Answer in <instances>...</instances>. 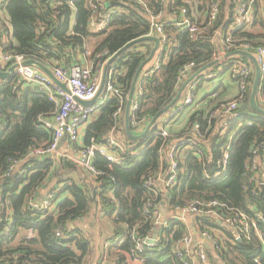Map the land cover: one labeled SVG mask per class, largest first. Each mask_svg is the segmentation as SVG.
<instances>
[{"label": "trees", "instance_id": "trees-1", "mask_svg": "<svg viewBox=\"0 0 264 264\" xmlns=\"http://www.w3.org/2000/svg\"><path fill=\"white\" fill-rule=\"evenodd\" d=\"M138 1L0 0V40L7 37L1 45L3 54L13 57L10 65L22 57L69 73L76 66L89 65L95 76L124 47L148 36L150 12L161 16L167 39L160 46L158 67L151 66L139 79L133 100L137 110L131 108L129 119L134 133L138 125L165 110L188 79L222 54V47L227 53L244 51L245 45L248 51L264 47V0L254 4L253 23L239 29L234 27L236 9L249 0H141L145 7L135 3ZM214 3L219 4V13L211 21ZM113 11L116 14L106 29L91 28L94 18ZM186 21L197 25L195 35L185 30ZM154 47L150 41L136 44L112 65L116 70L114 85L121 96L111 97L95 111L81 146V150L92 145L98 148L92 161L96 174L82 168L94 176L97 190L93 193L81 181L63 179L54 155L31 156L34 150L51 144L53 133L44 121L54 118L60 102L18 77L1 81L0 264H89L92 240L81 226H71L89 215L95 219L90 231L104 218L112 226L111 235L104 240L111 245L101 253V262L106 264L193 263L190 255L175 253L178 242L191 234L192 224L199 234L212 236L211 248H205V253L213 264H264V224L251 225L256 214L264 216V115L250 105L255 75L243 93L236 118L218 113L230 101L216 103L217 95H212L192 114L185 132L173 134L170 130L167 138L160 135L162 119L168 116L172 122L185 109L176 116L171 110L157 119L146 137L135 142L126 131L125 112L137 72ZM232 61L228 59L223 65ZM191 64L194 67L184 77V68ZM220 66L214 65L191 82L181 99L190 87L197 91L200 85L196 84ZM263 85L260 79L256 100L264 110L258 97ZM241 95L240 89L233 100ZM120 109L122 113L117 114ZM223 120L229 122L228 127ZM195 125L199 126L197 132L193 131ZM235 127L237 131L230 138ZM110 137L126 152L119 163L108 161L100 151L106 148L115 156L121 155V149L109 147ZM172 151L177 184L167 187ZM226 151L229 158L224 165ZM256 155L260 165L253 169ZM73 165L69 162L64 166ZM160 176H164L163 181L152 187L145 185ZM53 178L60 183L44 200L50 207L43 208L38 197ZM211 202L218 203L213 209L217 215L180 217V211L189 205L207 207ZM164 211V225L158 226L156 213ZM240 214L248 218L247 231L242 225L217 222L218 218L238 219ZM156 229L160 233L155 245L138 251V242L152 237Z\"/></svg>", "mask_w": 264, "mask_h": 264}, {"label": "built area", "instance_id": "built-area-1", "mask_svg": "<svg viewBox=\"0 0 264 264\" xmlns=\"http://www.w3.org/2000/svg\"><path fill=\"white\" fill-rule=\"evenodd\" d=\"M256 2L262 3L263 0H249L248 3H243L236 9L235 20H234L235 28L237 29L243 28L253 23L254 4ZM135 3H137L142 7H145V4L141 0ZM186 12L187 9L184 8L182 10V13L185 15ZM218 13H219V4L214 3L210 11V20L211 21L216 20L218 17ZM115 14L116 12L113 11L112 13L108 12L107 15L102 16L100 19L94 18L91 22V28L95 31L106 29L111 21L112 16H114ZM149 15L151 21V31L148 34V36L158 37L162 44L167 39V36L164 31L163 24L160 21L161 16H155L152 12H150ZM185 25H186L185 30L189 31L192 35H195L199 31L197 25L195 24L186 21ZM220 39H222L221 36ZM249 49L250 48L248 45L244 46V51L250 52L254 55L261 68V74L264 76V47H258L256 49H252V51H248ZM223 51L224 53H227L228 49L223 48ZM157 55H159V52ZM221 56L223 55L220 54L218 58ZM12 58L13 57L10 55L3 54L2 62H0V67L2 71L5 70L8 71L10 67L14 65H18L19 67L15 71L16 73L15 77H18L23 82H26L28 84L37 87L40 91L47 94L52 100L60 102L58 112L56 113L54 118L52 120L44 121L45 127L51 130L53 133L51 144L45 148L34 150L31 153L32 154L31 156H37L42 158L45 156L55 155L60 150V147L63 144V142L66 141L69 144L83 146L81 139L82 136L81 131L82 129L87 127V125L90 122L91 116L94 115L95 111H97L101 106H103L108 99H110L111 97L121 96V91L117 89L114 85L113 75L114 72L116 71L115 68L112 67L110 68L109 77L107 79V85H106V93L104 95L103 101L96 103L92 107H84L81 104H79L74 99V97H77L83 101L93 100L97 95L101 84L100 75H98L97 73V75L94 76L93 69L89 65H87L86 67L76 66L74 69H72L70 73L60 67H55L52 69L56 78L60 82L66 84L70 89L71 95H69L63 89L55 85L42 71H40L36 67L22 66L23 63L26 61L22 57H16L15 62L12 65H10V62L13 61ZM248 61L249 60H245L239 63H235L233 65V69H231L233 72V76L236 78L240 86L239 91L240 89L242 90V95L239 98V100H232L226 104H223L220 109V112H218L221 113V115L223 116L230 117V119L236 118V112L237 109L239 108V104L242 101L243 93H245V91L248 88L251 76L254 75L252 68L248 66V64L250 63ZM151 66L152 67L155 66L157 68L158 63ZM150 67H148L147 70ZM193 67L194 65L191 64L186 68H184L182 75L185 77ZM194 103H195V86H192L187 90L184 99H181L177 103V105L172 109L171 115L176 116L179 111H182L184 109L193 106ZM132 109L133 111H136L137 105H133ZM121 113H122V109H120L117 114H121ZM148 123L138 125L136 130L138 129L140 130V128L141 130L146 128ZM228 123L229 122L227 121L225 122L226 127H228ZM170 124H171V119H168V116L162 119V127L160 129L161 131L160 135L162 137L167 138L169 136ZM198 130H199V126L195 125L193 131L197 132ZM108 145L110 148L121 149V155L115 156L107 152L106 148H101L100 151L102 155L110 162L119 163L122 160V156L126 154L125 150L119 145V143L113 137L108 138ZM96 150H98V148L95 145H92L90 148L82 149L79 153L80 161L82 162L83 166L86 169L92 171L94 174L96 173L92 166V161L94 159ZM169 157L171 159L170 168L172 172L168 180L165 181V185L167 187H174L177 184V177L175 173L176 162L174 161L173 151L170 152ZM228 158L229 156L226 151L222 156V163L224 165H226ZM259 165H260V158L258 155H256L253 169H256ZM164 176H160L159 178H157V181L155 179L149 180L146 182L145 185L148 187H152L154 184H156V182H158V180L163 181ZM217 205H218L217 202H211L207 207H198L196 205L195 206L189 205L187 206V208L180 211V217L184 218L185 220L189 215H201V214L217 215L215 210H213L214 207H216ZM42 207L49 208L50 203H48V201L44 202ZM205 209H209V210L205 211ZM156 217H157V225L158 226L164 225L163 214L156 213ZM256 217L257 219L251 222V225L254 228L257 227L258 222L264 224V216L256 214ZM218 219L230 227L231 225H242L244 226L245 231H247L249 226L248 218L243 214H240L238 216V219H230L228 221H225L223 218H218ZM58 234L61 235L62 232L59 231ZM199 237H200V242L196 244L197 240H195V236L191 232L190 235H187L181 241L178 242L175 249V253H177L178 256H182L184 255V253L190 255L194 262L189 264H213L212 262L209 261L207 254L205 253L206 247L204 245V243L207 242L211 246L212 236L209 233H202L199 234ZM151 238L152 237H149L145 240L139 241L137 244V250L142 252L146 246H153L149 243V240ZM197 248H200V250H197Z\"/></svg>", "mask_w": 264, "mask_h": 264}, {"label": "crops", "instance_id": "crops-1", "mask_svg": "<svg viewBox=\"0 0 264 264\" xmlns=\"http://www.w3.org/2000/svg\"><path fill=\"white\" fill-rule=\"evenodd\" d=\"M6 40H7L6 36H3L0 40V43H1L0 44V62H2V56H3V49H2L1 45H2V43L6 42ZM221 49H222V55L227 54V53H224L223 47ZM238 51H242V50H238ZM158 52H160V51H158ZM158 52H157V54H158ZM242 57H243L242 55H236V56H233L231 58H228L229 60L231 59V61L232 60L233 61H232V63H230L226 66L223 65V63L226 60L221 62V66L219 68H217L215 71L212 72V74H210L209 76H206L205 78L202 79V81H200L199 83L196 84V86H198V84H199L200 87L197 91H195V103L193 104V106L185 109L180 115H178L174 119V121L171 122L170 130L173 134H174V132L180 133L181 130H183V129L185 132V129L189 123V120H190V117L192 116V114L195 111H198L199 109H202L205 106L203 100L205 101L207 98L211 97L212 95H217L216 98H218V99H216V103L217 102H223L224 103V102L232 101L233 99H235L238 96V94L240 92L238 82H237L236 78L233 76V72L231 69H233V65L235 63L245 61L244 59L242 60ZM82 60L84 61V58H82ZM248 60H249L248 62H250L248 64V66L250 68H252L254 75L256 77V65L250 59H248ZM107 62L104 64L101 71H99L100 74L98 73V75H100V83L102 82V78L104 75V67L107 64ZM152 63L153 64L147 65L145 67L144 71L147 70L148 66L150 67L151 65L158 63V55H156V58L153 60ZM4 72H7V70H5ZM143 73H142V75H143ZM108 77H109V74H108ZM261 80L264 81V76L262 74H261ZM0 83H1V80H0ZM105 92H106V90H105ZM105 92L100 96L97 103L103 101ZM258 97H259V101L263 103L264 102V85H263V88H260ZM95 117H96V114H94L92 120L90 119L89 123H91L95 119ZM224 118H226V117H224ZM225 122H226V120H223L222 124L223 123L225 124ZM86 128L87 127L82 129V131H81L82 144L84 143L83 141H84V137H85V133H86ZM144 130H145V128L142 130L140 128V130L139 129L135 130L134 134L140 135L144 132ZM80 151H81L80 145L69 144L67 141L63 142V144L60 147V157L54 156L57 163L60 164V167H62L60 172H59V175H63V177H62L63 179H74V180L83 182L90 189V191L93 193L95 190H97L96 189L97 184L94 182L93 174L87 173L86 172L87 170L84 173H82L80 171V169L82 170V168H84L83 165L81 164L82 162L80 161V154H79ZM71 159L74 160L73 161L74 163L72 162V164H74L73 167L65 169L64 165L66 163H69V162L71 163ZM162 162L164 163L163 158H162ZM19 168H20V166L16 165V170H18ZM59 183H60V181L58 179L53 178L51 180V183L48 186H46L42 190V192L40 193L37 203L38 204L43 203L44 200L49 196L51 190L58 188ZM164 212H165L164 214H166V211H164ZM101 218L103 219V216H101ZM94 221H95V219H93V217H90V215H89L86 219L82 220L81 222H79L77 224H74L72 227L75 228L77 226H81L85 230L86 234H88V236L92 240L93 253H92V256L90 257L89 264H106V263L101 262L102 261L101 260V253L106 249L107 246L111 245L110 243H104V240L108 236L111 235L112 226H111V224L109 225L106 218H104L101 221V223L99 222L98 226L93 231H90L89 227H90L91 223H93ZM192 226L196 229L197 234H194V231L192 230ZM191 230H192V234L194 236L196 235L195 240H197L196 244H198L200 242L198 229L192 224ZM133 264H140V263H139V261H135Z\"/></svg>", "mask_w": 264, "mask_h": 264}, {"label": "water", "instance_id": "water-1", "mask_svg": "<svg viewBox=\"0 0 264 264\" xmlns=\"http://www.w3.org/2000/svg\"><path fill=\"white\" fill-rule=\"evenodd\" d=\"M153 42L155 44V47L151 53V56L149 57V59L141 66V68L139 69V71L137 72V75L134 79V82L132 84V88H131V92H130V95H129V101H128V106L126 108V112H125V123H126V131L130 137L131 140L133 141H140L141 139H143L144 137H146L148 135V133L151 131V129L154 127L157 119L163 115V114H166L168 113L169 111H171L176 105L177 103L181 100V97L182 95L184 94L186 88H188V86L190 85L191 82H193L195 79H197L198 77L204 75L208 70H210L214 65L218 64V63H221L225 60H227L228 58H231L233 56H236V55H242V56H245L246 58L252 60L255 65H256V79H255V83H254V86H253V94H252V98H251V102H250V105H251V108L259 113V114H262L264 115V110L262 108H260L258 106V103L256 101V96H257V92H258V87H259V83H260V79H261V68L256 60V58L254 57V55L250 52H246V51H234V52H231V53H227L221 57H219L218 59H216L212 64L204 67L202 70H200L198 73H196L193 77H191L190 79H188L185 84L182 86V88L180 89L177 97L174 99V101L165 109L163 110L162 112H160L155 118H153L149 123L148 125L146 126L144 132L140 135H135L131 128H130V114H131V108H132V104H133V100H134V97H135V92H136V89H137V86H138V82H139V79L142 75V73L144 72V69L147 65H149L150 63L153 62V60L155 59L156 55H157V52L159 51L160 49V46H161V41L158 37H155V36H148V37H144V38H141V39H138L136 41H133L132 43L128 44L126 47H124L118 54H116L114 57H112L110 60H108L107 64L105 65L104 67V75H103V78H102V82H101V85H100V89L97 93V95L95 96V98L93 100H90V101H83L77 97H74V99L79 103L81 104L82 106L84 107H92L94 106L98 99L100 98V96L105 92L106 90V85H107V79H108V74H109V71H110V68L112 67V65L115 63V61L117 60V58L119 57L120 54L124 53L127 49H129L130 47L136 45V44H139L141 42ZM22 66H29V67H36L37 69H39L40 71H42L55 85H57L58 87H60L61 89H63L67 94L71 95V91L70 89L68 88V86L62 82H60L56 76L54 75L53 71L51 69H49L48 67L36 62V61H33V60H26ZM19 66L18 65H14L12 67H10V69L7 71V72H4L1 70V67H0V80L1 81H5V80H8L12 77L15 76V71L16 69L18 68ZM21 82H23L22 80H20ZM165 212H163V218L165 217L166 214H164ZM199 216H202V217H206L208 215L206 214H201ZM217 222L220 223V224H224L221 220L217 219ZM73 226V225H71ZM192 230L194 231V234H197V231L196 229L192 226ZM160 233V229H156L154 234L152 235V238L149 240V243L151 245H154L156 243V240H157V237ZM196 237V235H195ZM205 247L210 249V245L209 243H204Z\"/></svg>", "mask_w": 264, "mask_h": 264}, {"label": "rangeland", "instance_id": "rangeland-1", "mask_svg": "<svg viewBox=\"0 0 264 264\" xmlns=\"http://www.w3.org/2000/svg\"><path fill=\"white\" fill-rule=\"evenodd\" d=\"M73 23H74V19H73ZM151 64V63H150ZM93 116L94 115H92L91 116V120H92V118H93ZM236 131H237V127H235L230 133H229V135H230V138L233 136V135H235V133H236ZM54 156H58V157H60V150L58 151V153L57 154H55ZM74 160L73 159H71V162H73ZM74 163V162H73ZM82 164V163H81ZM83 165V164H82ZM84 167V166H83ZM79 168V167H78ZM60 169V168H59ZM61 170V169H60ZM80 171L82 172V173H84L81 169H80ZM226 225V224H225ZM227 226V225H226Z\"/></svg>", "mask_w": 264, "mask_h": 264}]
</instances>
